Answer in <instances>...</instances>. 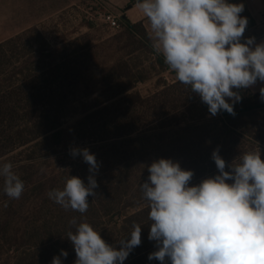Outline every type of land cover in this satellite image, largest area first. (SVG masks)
I'll return each mask as SVG.
<instances>
[{
    "label": "clouds",
    "instance_id": "clouds-1",
    "mask_svg": "<svg viewBox=\"0 0 264 264\" xmlns=\"http://www.w3.org/2000/svg\"><path fill=\"white\" fill-rule=\"evenodd\" d=\"M137 8L150 23L153 49L164 57L176 79L190 86L208 106L212 116L221 111L235 115L234 104L241 100L236 90L264 82V43L244 35L247 18L243 4L227 0H138ZM264 99V87L260 88ZM231 101V103L229 102ZM89 165L88 183L70 176L62 189H52L48 197L65 210L81 214L89 208V196L97 181L99 165L88 149H72ZM218 174L189 186L191 170L178 162L161 158L148 166L150 175L142 183L148 202V239L157 249L148 259L164 264H264V159L260 150L242 155L239 163L226 165L219 149L212 153ZM226 167L229 170H226ZM3 192L19 199L24 182L13 165L0 164ZM228 181H232L229 183ZM7 207V204H5ZM69 231L76 254L74 264H123L132 249L141 244V226L133 224L130 238L119 249L109 245L87 222L70 221ZM61 250L52 264H62Z\"/></svg>",
    "mask_w": 264,
    "mask_h": 264
},
{
    "label": "trees",
    "instance_id": "trees-1",
    "mask_svg": "<svg viewBox=\"0 0 264 264\" xmlns=\"http://www.w3.org/2000/svg\"><path fill=\"white\" fill-rule=\"evenodd\" d=\"M87 25L92 27L91 22H87ZM120 25L121 31L114 35V39L117 41L116 50L120 51L121 55L114 57L112 63L101 70L99 87L85 94V96L95 94L93 100L81 111V116L67 127H63V120L69 106L76 100V92L90 69L89 60L93 58V51L98 47L93 44L90 34H83L82 37L87 39L82 46L77 45L78 38L55 48L44 42L41 49H29L26 52L29 57L23 56L16 60H10V56L15 55L13 43L31 28L40 33L38 28L30 27L0 41V158L17 146L33 144L34 147L38 145L39 139L45 142L50 140L54 146H58L70 139L82 140L90 134H94L91 136L97 138L96 140H115L110 143L111 145L127 144L138 154L144 142L154 137L157 141V153L154 159L146 160V164L164 158L178 162L181 168L187 166L192 172L198 173L189 182V186H195L204 180L199 174L203 169L202 167L197 169L199 164L197 161L185 159L191 158L192 154L183 156L182 153L190 151L213 153L219 149V154L224 160L228 156L238 155L240 152L238 144H227L222 141L217 145L214 140L219 137H233L239 126L246 130L245 119L252 117L257 111L256 108L264 107L260 91L253 93L245 89L238 90L241 100L234 104L235 115L221 111L211 116L208 121L214 124L209 131L201 122L202 119L189 123L179 116L185 110H191L199 105L201 116L210 113L203 104L183 98L180 89L183 83L176 78L171 83L158 79L157 83L163 81L162 87H157L146 95L135 89L137 82H143L150 76L142 64L132 62L133 54L142 50L150 54L152 56L148 57L150 67L159 72L170 68L164 57L153 49L149 33L142 21L132 22L121 17ZM32 54H37L40 58L32 60V56H35ZM164 130H169L170 137L158 138V135L166 133ZM172 133L177 137L173 138ZM204 134H211L209 146L206 148L200 143ZM260 136L257 135L260 138L258 141H264ZM121 164V177L117 183L108 189V184L101 179L97 181L99 188L94 190L96 196L88 197L91 208L106 215L112 214L115 210L117 216L122 217L120 221L118 219L115 221L111 236H106L104 232L100 235L106 243L119 249L120 241L130 238L133 224H139L142 229L141 244L132 249L123 264H161L156 259H148L150 253L158 250L155 241L148 239L151 224L148 218L150 208L143 198L141 189L142 183L146 182L148 177L136 181L131 194H128L125 188L130 175L125 170V163ZM210 166L209 178L218 174L213 159ZM98 190L110 193L109 203L101 199L95 201L99 197ZM133 197L136 201H127ZM66 245H62L58 250L46 248L41 252L43 255L41 260L34 262L30 258L27 264L43 262L52 264L53 258L60 256L59 251H67ZM60 258L64 260V257ZM20 263V257L13 262ZM62 264L73 263L68 259L62 261ZM164 264L171 262L166 259Z\"/></svg>",
    "mask_w": 264,
    "mask_h": 264
},
{
    "label": "rangeland",
    "instance_id": "rangeland-1",
    "mask_svg": "<svg viewBox=\"0 0 264 264\" xmlns=\"http://www.w3.org/2000/svg\"><path fill=\"white\" fill-rule=\"evenodd\" d=\"M97 9L101 7L94 0H0V41L33 26L40 31L38 33L31 28L22 33L13 43L15 55L10 56V60L23 56L29 57L30 55L26 52L33 48L41 49L44 42L55 48L78 38L77 45L82 46L87 39L82 37L84 33H89L93 44L98 45L93 51V58L89 60L90 69L86 73L83 84L76 92V100L69 106L63 120V127L70 126L81 116V111L91 103L95 95L85 96L86 92L99 87L98 79L101 70L112 63L114 57L121 55V52L116 50L117 41L114 39V35L120 33L121 27L114 30L108 29L97 17ZM87 22L92 23L91 28ZM32 55H35L32 56V60L40 58L37 54ZM148 57L152 56L143 50L132 55V62L142 64L150 76L143 82H137L135 89L143 95L152 93L157 87H162L163 81L157 83L158 79L171 83L176 78L171 69H163L159 72L151 68ZM180 89L184 99L196 101L208 108L199 95L191 91L190 86L182 84ZM198 107L200 106L180 112L179 116L189 123L202 119L201 122L209 131L214 124L208 121L212 115L207 113L201 116L202 113ZM256 109L255 114L244 121L246 130L239 126L233 137H219L214 140L217 145H220L222 141L239 145L238 155L228 156L225 159L228 165L239 163L244 153L253 150H260L261 157L264 159V141L259 142L260 138L257 137L261 135L260 137L264 139V107ZM164 131L166 133L158 135V138L170 137L169 130ZM179 134L183 135V133ZM91 135L94 134L87 135L82 140L70 139L58 146H54L50 140L45 142L39 139L38 145L34 147L33 144L17 146L0 158V164L10 162L13 165V171L25 185L19 199H9L3 192V179L0 178V264H13L19 257L20 264H27L30 258L37 262L43 258L41 252L44 249L58 250L65 244H67L65 247L68 248L66 251L68 255L62 261L70 259V262L74 264L76 254L71 241L67 238L69 231L75 232V226L70 224L73 218H76L78 223H89L99 233L104 232L106 236H111L115 221L117 219L120 221L122 218L117 216L115 210L112 214L106 215L104 212L91 208L89 200L86 213L65 210L48 197V192L52 189H62L70 176L81 178L87 185L90 175L89 165L84 162L82 155L73 157L70 154L72 149L86 148L95 155L99 165L98 171L94 174L96 181L102 179L108 184V189L112 188L121 177L120 166L121 163H125V170L130 175L125 190L131 194L135 182L150 175L148 172L150 164H146V160L155 158L157 141L154 137L149 141L144 140L141 151L137 154V151L135 152V149L128 147L127 144L111 145L110 143L115 140H96L97 138ZM172 135L173 138L177 137L174 133ZM210 137L211 134H204L200 142L203 148L209 146ZM189 154H192L191 158H183L197 161L199 163L197 169L200 167L203 169V172L199 173L200 177L209 178L212 153L201 151L182 153L183 156ZM182 169L190 170L187 166ZM197 174H193V178ZM98 193L99 197L95 201L98 202L101 199L109 203L111 197L108 191L98 190ZM127 201L133 202L136 199L133 197Z\"/></svg>",
    "mask_w": 264,
    "mask_h": 264
},
{
    "label": "crops",
    "instance_id": "crops-1",
    "mask_svg": "<svg viewBox=\"0 0 264 264\" xmlns=\"http://www.w3.org/2000/svg\"><path fill=\"white\" fill-rule=\"evenodd\" d=\"M101 9L109 10L124 17L132 22L142 21L148 33L151 28L148 19L142 11L137 8L138 0H94ZM229 3L243 4L244 10L240 15L247 18V26L241 42L244 43L247 38H254V45L264 43V0H227ZM67 5V4H66ZM264 87V82L257 81L252 87L245 89L248 92H258ZM238 91V90H236Z\"/></svg>",
    "mask_w": 264,
    "mask_h": 264
},
{
    "label": "built area",
    "instance_id": "built-area-1",
    "mask_svg": "<svg viewBox=\"0 0 264 264\" xmlns=\"http://www.w3.org/2000/svg\"><path fill=\"white\" fill-rule=\"evenodd\" d=\"M97 17L105 23V26L108 29H117L120 28V17L113 13L112 11L105 9L96 10Z\"/></svg>",
    "mask_w": 264,
    "mask_h": 264
}]
</instances>
